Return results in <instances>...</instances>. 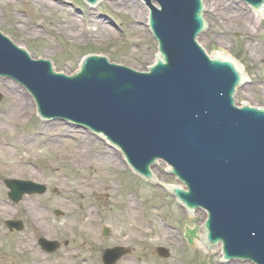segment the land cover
<instances>
[{
    "label": "water",
    "instance_id": "95a60500",
    "mask_svg": "<svg viewBox=\"0 0 264 264\" xmlns=\"http://www.w3.org/2000/svg\"><path fill=\"white\" fill-rule=\"evenodd\" d=\"M85 1L94 5L99 0ZM143 1L150 7L149 28L162 58L149 73L110 64L107 56H89L66 77L53 73L49 61H32L11 36L0 33V76L25 86L41 117L68 121L108 140L149 180V166L164 160L187 189L173 188L174 195L190 211H207L205 241L221 243L226 261L264 264V111L234 107L235 87L244 80L234 62L220 58L238 63L236 56L225 51L209 59L198 46L199 37L196 43L206 27L201 0ZM244 2L264 13V0ZM153 173L158 186H178L164 163ZM7 184L11 199L18 200L24 189ZM198 239L195 247L210 250L203 236ZM210 252L216 254V248Z\"/></svg>",
    "mask_w": 264,
    "mask_h": 264
},
{
    "label": "rangeland",
    "instance_id": "374dc122",
    "mask_svg": "<svg viewBox=\"0 0 264 264\" xmlns=\"http://www.w3.org/2000/svg\"><path fill=\"white\" fill-rule=\"evenodd\" d=\"M47 1H58L61 5L51 12L38 6L35 0H0V32L11 36L33 59H51L54 70L66 75L78 69L85 54L107 56L111 63L141 72L155 62L157 44L147 28L149 11L141 1L119 0L124 5L113 6V0H102L94 9L82 0ZM202 2L209 28L205 35L199 36L200 47L207 50L208 56L225 51L227 56H236L244 75L250 76V86L244 85L236 91V106L242 103L264 106V21L253 18L254 14L240 0ZM225 2L232 3L230 11L221 9ZM229 12H235L238 19L232 22L222 16ZM72 23L76 25L71 27ZM96 23L105 26L110 35L97 32ZM16 91L30 109L24 116L19 115L22 108L13 107ZM21 91L19 85L0 79V153L3 149L13 152L11 157L0 155V205L8 207L10 213L3 218L0 215V264H87L83 258H88L89 240L96 239L94 233L97 234L88 224L96 219L94 204L99 206L98 211L110 229L106 242H124L122 237L129 229V236L137 233L142 243L147 244V251L140 247L134 250L135 255L141 256V264H220V248L216 247V254H207L195 247L197 241L192 246L179 245L183 227H201L205 220L203 211H196L192 217L176 205L167 188L124 173L127 170L121 169L118 152L92 136L68 125H54V131L47 132L45 124L35 116L29 96ZM27 137L36 141V146L31 148L26 139L22 140ZM52 140L59 141L60 150L49 149ZM82 144L89 151V161L84 166L73 158H65L66 153L69 155ZM111 155L119 169L97 164L98 158ZM29 170L34 171L35 179L28 177ZM17 172L20 180L44 185L46 192L26 196L18 204L9 202L4 180L16 179L13 174ZM26 200L58 210L61 216L54 217L50 211L51 215L40 221L47 231L44 232L42 227L26 221L22 213ZM75 204L81 208L77 216L79 223L72 219ZM12 218L24 223L26 228L22 233L6 229L4 220ZM70 228L75 230L76 237L65 234ZM36 235L75 242L69 252L57 251L46 260L32 242ZM80 243L84 248L77 247ZM159 247L168 251L167 259L159 258L156 253ZM118 264L135 263L132 258H124Z\"/></svg>",
    "mask_w": 264,
    "mask_h": 264
},
{
    "label": "bare ground",
    "instance_id": "6f19581e",
    "mask_svg": "<svg viewBox=\"0 0 264 264\" xmlns=\"http://www.w3.org/2000/svg\"><path fill=\"white\" fill-rule=\"evenodd\" d=\"M37 5L38 6H41L43 8H46L47 11H51V12H54L56 11L58 5V1H56L57 3H50L49 1L47 0H35ZM120 3H122L121 1L119 2V0H113V6H119ZM124 5V3H122ZM232 4V3H231ZM231 4H228V3H224L223 5H221V9L224 11V10H227V11H230V6ZM61 5V4H60ZM128 5V4H126ZM125 5V6H126ZM230 14L226 15V14H223L222 16H227V20L229 21H232L233 20H236L238 19V15L235 17V12H229ZM253 18H256L257 20H259V16L258 14H254L253 15ZM92 23H95L94 21ZM76 25V23H72L71 24V27ZM95 27H96V30L97 32L101 33V34H107V35H110V33L108 32L107 28L105 26H102V24L100 23H96L95 24ZM15 88V87H14ZM23 91H21L22 93ZM15 93V92H14ZM13 93V94H14ZM18 93V94H17ZM25 94V93H24ZM16 96H13L15 97V99L12 101L13 102V107H16L17 109H23L20 111V114L21 116H24V114H26L28 112V110H30L28 107L25 106V104L22 102L21 99H19L20 97V93L18 91H16V94H14ZM33 107V105H32ZM52 126L54 125H45V129L47 130V132H53L54 131V128L52 129ZM26 139L27 140V143L29 146H31V148H33L34 146H36V141H33L32 138H22V140ZM30 143V144H29ZM60 143L58 140H52V146H50V150L55 152V151H58L60 150ZM109 154V153H108ZM107 154V155H108ZM0 155H2V157H11L13 155V152L11 150H8V149H3V151H1ZM62 156V155H61ZM64 157V155L62 156ZM65 158H73L77 163L78 162H82L83 163V166L85 165V163L88 160L89 158V151L86 147V145L83 146L80 145L79 148H76L75 151H73L72 153H70L69 155L66 153L65 155ZM97 164H106V165H109L110 167L114 168V169H119V167L117 165H115L114 163V160L112 159V155L111 156H108L106 158H103V159H97ZM19 172L13 174L15 175V177H19ZM28 177L29 178H32V179H35V173L33 170H29L28 171ZM90 185V184H89ZM86 187H89V186H86ZM23 209L24 211L26 212L27 214V218L29 221L33 222V223H39L40 221L43 220V218H45V216L47 215L45 212H44V209H43V206L39 205V204H34V203H31V202H28L26 201L23 205ZM9 208L6 207L5 205H0V215L1 217H7L10 213H9ZM202 251L204 252H207L206 250H203L201 249Z\"/></svg>",
    "mask_w": 264,
    "mask_h": 264
},
{
    "label": "flooded vegetation",
    "instance_id": "af4514ba",
    "mask_svg": "<svg viewBox=\"0 0 264 264\" xmlns=\"http://www.w3.org/2000/svg\"><path fill=\"white\" fill-rule=\"evenodd\" d=\"M81 210V208H77V210L74 212V216H72V219L74 220V223H79V219H78V214L80 213L79 211ZM96 219H94V221H89V228L92 231H96L97 234L94 233V235L96 236V239H90L89 243H88V250H86V253L88 255V258H83L87 261V264H108L106 261H104L103 257L106 254L107 251L109 250H113L116 248H123L126 250V254L124 256H122L120 258V260L116 263L118 264L119 262H121V260H123L124 258H132V261L135 264H141L142 263V259L141 256L139 255H135L136 253L134 252V250H136L138 247H140V250L142 251H147V244H143L141 239L138 237L137 233L135 235H131L129 236V229L127 232L124 233L123 235V239L125 240L123 241H114L112 240V243L106 242L107 239L110 238V229H108V227L106 226V224L104 222H106L107 220L104 218V216L101 215V213H99L98 211L95 212L94 215ZM103 217V218H101ZM41 228V227H40ZM42 229L44 232H47L44 229V226H42ZM133 231V230H132ZM65 234H67L68 236L70 235L72 238L76 237V232L74 229H67V231L65 232ZM65 237V236H63ZM129 237V240L127 241ZM36 241V238H35ZM37 242V241H36ZM75 240H72V243L74 244ZM59 248L57 251L60 250H65L66 252H69L68 249L71 247V242L69 240H59ZM36 246L38 248V250L41 252V254L46 258L49 254H46L36 243ZM77 247L80 248H84V246H82V244H77ZM56 251V252H57ZM73 255V254H72ZM74 257H76L75 255H73ZM146 256V255H145ZM73 258V257H72ZM137 259V261H136ZM47 260V258H46ZM84 262V261H83Z\"/></svg>",
    "mask_w": 264,
    "mask_h": 264
}]
</instances>
